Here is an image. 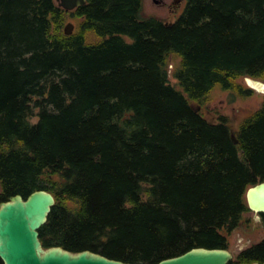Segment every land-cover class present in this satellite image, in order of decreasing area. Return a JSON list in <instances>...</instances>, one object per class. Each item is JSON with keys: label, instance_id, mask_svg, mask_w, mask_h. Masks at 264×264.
Masks as SVG:
<instances>
[{"label": "trees", "instance_id": "16d2710c", "mask_svg": "<svg viewBox=\"0 0 264 264\" xmlns=\"http://www.w3.org/2000/svg\"><path fill=\"white\" fill-rule=\"evenodd\" d=\"M142 5L0 0V202L54 196L43 248L155 264L228 249L252 221L264 95L236 127L206 105L217 85L246 97L255 91L239 80L264 81V0H186L171 23ZM263 260L264 238L227 264Z\"/></svg>", "mask_w": 264, "mask_h": 264}, {"label": "water", "instance_id": "95a60500", "mask_svg": "<svg viewBox=\"0 0 264 264\" xmlns=\"http://www.w3.org/2000/svg\"><path fill=\"white\" fill-rule=\"evenodd\" d=\"M56 1L65 10H73L86 0ZM64 32L71 34L73 24L67 23ZM244 81L255 91L264 90L263 81L251 77H245ZM253 83L261 84L263 89ZM246 201L252 212H264V181L247 188ZM53 204L54 196L46 190H36L26 199L16 194L0 202V258L4 264H131L89 250L72 252L59 246L43 248L38 229L46 221ZM232 256L228 249L197 247L155 264H227ZM252 264H264V260Z\"/></svg>", "mask_w": 264, "mask_h": 264}, {"label": "rangeland", "instance_id": "374dc122", "mask_svg": "<svg viewBox=\"0 0 264 264\" xmlns=\"http://www.w3.org/2000/svg\"><path fill=\"white\" fill-rule=\"evenodd\" d=\"M186 0H143L142 17H157L164 22H173L177 16L182 12ZM67 23L73 24L72 20ZM172 66V65H171ZM172 71V68L170 69ZM172 83L175 82L174 78L170 75ZM243 85L247 86L244 79L239 80ZM264 95L263 91H255L253 94L246 97H238L231 94V92L221 89L220 86H215L211 91L208 103L206 105L209 112L206 114L210 121H215L220 114L227 115L233 127L246 117L248 114L256 110L262 103ZM193 107H197L193 103ZM32 121L36 118L32 117ZM245 217H250L251 222L244 224L235 229L229 236V250L233 256L242 248L249 245L251 242H256L264 238V227L259 222L257 213L252 211L246 213Z\"/></svg>", "mask_w": 264, "mask_h": 264}, {"label": "bare ground", "instance_id": "6f19581e", "mask_svg": "<svg viewBox=\"0 0 264 264\" xmlns=\"http://www.w3.org/2000/svg\"><path fill=\"white\" fill-rule=\"evenodd\" d=\"M257 88H259V89H263V86L261 85V84H255V83H253Z\"/></svg>", "mask_w": 264, "mask_h": 264}]
</instances>
